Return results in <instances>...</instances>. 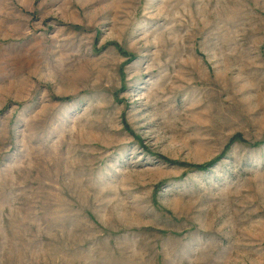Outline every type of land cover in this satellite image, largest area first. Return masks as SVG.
Segmentation results:
<instances>
[{
  "label": "rangeland",
  "instance_id": "374dc122",
  "mask_svg": "<svg viewBox=\"0 0 264 264\" xmlns=\"http://www.w3.org/2000/svg\"><path fill=\"white\" fill-rule=\"evenodd\" d=\"M0 264H264V0H0Z\"/></svg>",
  "mask_w": 264,
  "mask_h": 264
}]
</instances>
